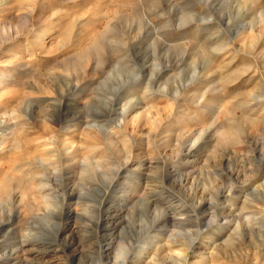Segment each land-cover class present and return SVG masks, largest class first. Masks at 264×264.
<instances>
[{
  "label": "rangeland",
  "instance_id": "rangeland-1",
  "mask_svg": "<svg viewBox=\"0 0 264 264\" xmlns=\"http://www.w3.org/2000/svg\"><path fill=\"white\" fill-rule=\"evenodd\" d=\"M0 264H264V0H0Z\"/></svg>",
  "mask_w": 264,
  "mask_h": 264
},
{
  "label": "bare ground",
  "instance_id": "bare-ground-1",
  "mask_svg": "<svg viewBox=\"0 0 264 264\" xmlns=\"http://www.w3.org/2000/svg\"><path fill=\"white\" fill-rule=\"evenodd\" d=\"M64 91H63V89H61V88H59L58 89V91H57V95H60V94H62ZM66 101V100H65ZM124 109V108H123ZM131 111V108H128L127 110H125L124 111V116H126L125 115V112L126 113H129ZM50 112H52V110H49L46 114H49ZM50 115V114H49ZM67 120V119H66ZM57 126L60 128H62V126H60V122H59V124H57ZM86 128V127H85ZM86 129H93V130H95V131H97L98 133H101L100 132V126H96V125H93V124H88V126H87V128ZM48 139V138H47ZM49 140H51V139H49ZM45 148H43V149H41V150H44ZM35 152V151H34ZM28 158V157H27ZM30 158V157H29ZM40 160H43V159H41V158H39ZM29 161V160H28ZM45 168V167H44ZM45 199V198H44ZM46 202H48V200H46ZM35 241H38V239H34ZM36 244V243H35ZM34 244V245H35ZM6 260V259H5Z\"/></svg>",
  "mask_w": 264,
  "mask_h": 264
}]
</instances>
